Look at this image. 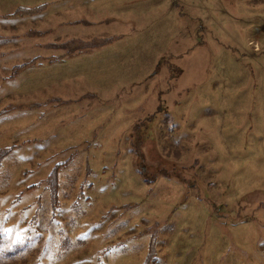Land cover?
<instances>
[{
	"label": "rangeland",
	"instance_id": "374dc122",
	"mask_svg": "<svg viewBox=\"0 0 264 264\" xmlns=\"http://www.w3.org/2000/svg\"><path fill=\"white\" fill-rule=\"evenodd\" d=\"M152 240L264 264V0H0V264Z\"/></svg>",
	"mask_w": 264,
	"mask_h": 264
},
{
	"label": "trees",
	"instance_id": "16d2710c",
	"mask_svg": "<svg viewBox=\"0 0 264 264\" xmlns=\"http://www.w3.org/2000/svg\"><path fill=\"white\" fill-rule=\"evenodd\" d=\"M65 45H67V44L65 43ZM30 63H32V62L25 63V64L19 66L18 68H20V69L24 68V67L28 66V64H30ZM62 165L63 164L56 165L47 177V181L49 182V186H50V189H51L53 196H56L58 194V191H59V187H60L59 170L62 167ZM158 245H159L158 241H154V240H152L149 243V251L147 253L146 260H145L144 264H159V257L157 256V252H156V248Z\"/></svg>",
	"mask_w": 264,
	"mask_h": 264
}]
</instances>
